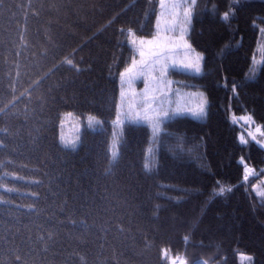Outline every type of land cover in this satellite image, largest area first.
Segmentation results:
<instances>
[{
	"label": "trees",
	"instance_id": "trees-1",
	"mask_svg": "<svg viewBox=\"0 0 264 264\" xmlns=\"http://www.w3.org/2000/svg\"><path fill=\"white\" fill-rule=\"evenodd\" d=\"M159 2L0 0V264H264V147L234 120L264 143V0H195L204 70L173 74L206 116L154 131L116 115ZM65 113L100 126L68 147Z\"/></svg>",
	"mask_w": 264,
	"mask_h": 264
},
{
	"label": "rangeland",
	"instance_id": "rangeland-1",
	"mask_svg": "<svg viewBox=\"0 0 264 264\" xmlns=\"http://www.w3.org/2000/svg\"><path fill=\"white\" fill-rule=\"evenodd\" d=\"M194 4L195 0H160L155 33L152 36H130L134 55L120 75L116 122L122 124L121 121L129 120L148 124L158 131L164 122L178 115L199 119L206 116L207 98L204 91L187 88L185 80L173 74L174 71H181L200 75L204 70V55L189 41ZM263 36L264 33L261 40ZM261 40L259 47L264 46ZM147 93L150 99H147ZM234 120L241 127L242 138L264 147L260 140L261 130L251 120L245 115L234 117ZM93 122H96V126ZM85 126L97 128L100 126L99 119L65 113L60 124L62 143L68 147L73 144L78 146L80 131ZM257 177L260 175L257 174ZM259 190L262 191L261 188ZM172 264L181 263L175 261Z\"/></svg>",
	"mask_w": 264,
	"mask_h": 264
},
{
	"label": "snow or ice",
	"instance_id": "snow-or-ice-1",
	"mask_svg": "<svg viewBox=\"0 0 264 264\" xmlns=\"http://www.w3.org/2000/svg\"><path fill=\"white\" fill-rule=\"evenodd\" d=\"M224 20H227L228 19V14L225 13L224 17H223ZM72 147H75V145L73 144ZM147 167V166H146ZM225 191H231V189H225L224 186H220L219 187V192L217 193L218 195H223ZM246 259H251L250 257L246 258ZM198 264H202V262H198Z\"/></svg>",
	"mask_w": 264,
	"mask_h": 264
}]
</instances>
